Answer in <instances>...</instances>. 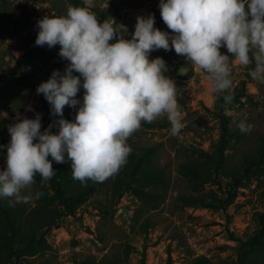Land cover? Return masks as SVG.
<instances>
[{
  "label": "rangeland",
  "instance_id": "374dc122",
  "mask_svg": "<svg viewBox=\"0 0 264 264\" xmlns=\"http://www.w3.org/2000/svg\"><path fill=\"white\" fill-rule=\"evenodd\" d=\"M94 4L91 11L98 22L107 20L101 15L106 11L116 24L126 26L122 29L126 39L132 38L137 17L150 14L155 17V28L171 34L161 17L160 0H94ZM69 5L84 6L83 0H0V145L4 146L0 147V170L7 167L10 125L35 119L39 113L41 129L46 130L59 119L52 116L51 105L43 94H37V88L54 71L63 74L69 61L60 57L59 44L49 48L35 42L38 21L65 16ZM221 53L228 54L226 47ZM157 57L165 60V76L177 87L183 114L180 134H171L166 116L152 123L142 121L127 141L131 148L127 163L113 177L98 182L96 189L76 188L78 183L71 175L61 178L62 185L72 190L75 212L62 216L59 226L49 229L39 221L47 208L40 207L35 217H26L37 205L35 193L44 189L36 176L25 192L33 196L32 201L14 207L23 230L44 233L47 243L33 255L22 252L19 256L16 248L0 244V264H98L105 256L118 258L120 264H139L143 255L145 264H192L199 255L212 264H246L264 256V240L253 238L262 228L258 215L264 212V84L248 74L254 64L232 66L234 100L223 113L234 134L221 144L223 120L216 109L219 94L213 93L206 75L174 48L154 50L149 59ZM182 65L185 68L179 72ZM84 93L81 87L77 93L81 103ZM78 108L66 106L64 115L74 122ZM240 121L254 125L253 130L242 133L237 127ZM51 131L58 134V126ZM65 159L69 163L65 173H72L66 154ZM49 160L55 171L65 164L56 163L51 156ZM133 169H137L136 176L141 171L156 175L135 177L125 186L121 176ZM180 196L205 204L184 205ZM146 223L150 225L147 229ZM0 225L11 232L2 219ZM256 264H264V260Z\"/></svg>",
  "mask_w": 264,
  "mask_h": 264
},
{
  "label": "clouds",
  "instance_id": "9594fccd",
  "mask_svg": "<svg viewBox=\"0 0 264 264\" xmlns=\"http://www.w3.org/2000/svg\"><path fill=\"white\" fill-rule=\"evenodd\" d=\"M83 4L69 5L65 16L38 21L36 45L52 48L59 44V55L69 65L63 74L54 71L37 88V94H43L51 105L52 116L59 119L43 132L39 113L35 119L9 126L11 140L6 170H0V198L10 206L32 201L33 196L25 192L37 175L43 186L56 174L49 156L65 163L66 154L73 179L86 185L89 180L103 182L113 177L127 163L131 153L127 141L142 121L152 123L166 116L171 134H180L183 114L177 87L165 76V60L149 59L154 50L174 48L186 57L206 75L213 93L222 96L221 107L226 111L234 100L233 65L249 68L254 64L248 74L264 84V0H160L161 17L171 34L155 28V17L150 14L137 17L131 39L122 31L126 26L116 24L114 18L98 22L91 11L94 0H83ZM224 47L228 54L221 53ZM81 87L85 90L82 103L77 99ZM77 105L75 121L64 119L65 107L76 109ZM55 126L58 134L51 131ZM237 127L250 133L254 125L240 121ZM42 195L35 193V199Z\"/></svg>",
  "mask_w": 264,
  "mask_h": 264
},
{
  "label": "trees",
  "instance_id": "16d2710c",
  "mask_svg": "<svg viewBox=\"0 0 264 264\" xmlns=\"http://www.w3.org/2000/svg\"><path fill=\"white\" fill-rule=\"evenodd\" d=\"M223 104V98L219 94L217 101H216V109L217 114L221 117L223 120L222 127H221V137L220 142L223 144L226 140V137L230 136L231 134H234V131H232L228 124L226 125V117L224 115V108L221 107ZM64 119H67L71 121L70 117L65 116ZM43 132L44 130L41 129ZM34 142H38L34 141ZM135 158V156H134ZM54 161V160H53ZM61 164V163H60ZM68 164L65 162L64 165L60 166V169H57L55 172H60L62 174L59 176L58 173H56L51 180L49 181V184L44 185V189L41 191L43 195L37 199V205L40 204L38 207L32 208L26 217H31L32 215L35 217L39 211L40 207L47 208L46 215L44 214L43 217L39 220L44 224V227L46 229L59 226L60 219L64 215L72 214L75 212L74 210V197L72 196V190L68 187H64L61 182V178H67L70 175L72 176V173H65L68 169ZM137 164V163H136ZM191 171L190 169H188ZM135 172L137 173V169H133L131 173L123 172V175L121 176L124 182L125 186H130L132 184V180L135 179V177H139L142 175L143 178H151L156 175L154 172L146 171L142 174L143 171H141L139 175H135ZM192 172V171H191ZM194 172V171H193ZM39 176V175H37ZM78 183L76 188L82 189H89L92 190L96 189L98 186V182H94L92 180L87 181L86 185L81 184L80 181L76 180ZM122 185V184H121ZM68 194V195H67ZM81 194V193H80ZM79 194V195H80ZM69 196L70 198H67ZM183 200L184 205H204V202H196L193 201V197H187V196H180ZM56 202H58L59 206L56 205ZM0 219H2V222L10 229V233L5 229L3 225H0V244L4 246H8L11 248H16L17 251H15L16 255H20L22 252L27 253L29 255H33L37 252L38 248H43L47 243V238L44 233H41L40 235H36L33 233H27V231L23 230L22 228V220L20 219V215L18 212V209H16L14 206L9 205V201L7 199L0 198ZM259 223L262 225V228L256 230L255 235H253V238H260L264 240V212H260L258 215ZM147 221H149L147 219ZM149 223H146V229L148 228ZM32 229V227H31ZM45 230V229H44ZM251 239L249 240V242ZM247 245L248 242L241 241V244ZM244 245V246H245ZM244 247L241 248V252L244 251ZM144 252V251H143ZM18 259V257L15 259V261ZM260 260H264V256L258 257L254 259L251 262H247L246 264H256ZM120 260L118 258H109L108 256L103 257L98 264H120ZM83 264H88V262H84ZM139 264H145V258L144 255L141 258ZM192 264H212V262L204 255L196 256L193 259Z\"/></svg>",
  "mask_w": 264,
  "mask_h": 264
},
{
  "label": "water",
  "instance_id": "95a60500",
  "mask_svg": "<svg viewBox=\"0 0 264 264\" xmlns=\"http://www.w3.org/2000/svg\"><path fill=\"white\" fill-rule=\"evenodd\" d=\"M101 15H102L105 19H107V20H109V19L111 18V16H110L106 11H104V10L101 11ZM184 68H185V66L182 65V66H180V67L178 68V71H179V72H183Z\"/></svg>",
  "mask_w": 264,
  "mask_h": 264
}]
</instances>
